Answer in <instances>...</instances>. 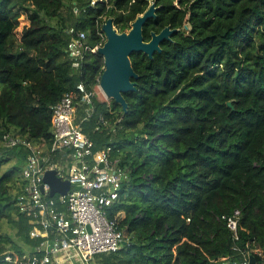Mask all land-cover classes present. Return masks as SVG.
I'll return each mask as SVG.
<instances>
[{"label": "trees", "instance_id": "1", "mask_svg": "<svg viewBox=\"0 0 264 264\" xmlns=\"http://www.w3.org/2000/svg\"><path fill=\"white\" fill-rule=\"evenodd\" d=\"M153 2L159 9L145 41L167 26L179 31L153 59L131 55L139 79L137 91L124 94L125 116L97 96L82 124L95 152L112 147L131 169L109 211L126 243L94 263L242 264L237 248L264 247V0H0V140L13 133L50 147L51 107L80 82L95 86L104 70L98 53L71 67L67 30L88 32L93 47L105 42L107 19L128 31ZM22 17L29 25L18 32ZM77 114L78 122L87 117L81 106ZM27 156L24 147L0 155V167L15 161L0 175V264L13 252L25 256L1 233L4 220L31 251L42 241L30 238L34 222L12 193ZM236 209L238 241L221 220Z\"/></svg>", "mask_w": 264, "mask_h": 264}, {"label": "built area", "instance_id": "2", "mask_svg": "<svg viewBox=\"0 0 264 264\" xmlns=\"http://www.w3.org/2000/svg\"><path fill=\"white\" fill-rule=\"evenodd\" d=\"M99 1L102 0H91L92 6ZM67 34L70 36L67 55L71 67L80 70L86 54H97L103 43L90 46L89 33L74 27L69 28ZM100 94L109 101L100 87V79L90 87L80 82L75 91L66 93L51 107L53 140L50 147L45 143L34 144L13 133L1 138L0 155L17 147L28 150L21 180L17 183L16 201L19 210L34 222L30 238L42 240L23 261L14 254H7L2 259L4 262L76 264L74 260L79 258L83 264H95L96 256L116 253L124 245L125 232L120 230L116 219H110L109 211L119 201L123 186L130 184L131 169L119 165L112 147L95 152L94 142L82 127L83 122L91 118L95 110L94 98ZM79 106L87 113L80 122L77 120ZM101 121L107 124L103 118ZM64 151L71 152L70 159L53 161V155ZM47 170H57L59 177L71 181L68 194L56 193L50 197V186L42 177ZM240 218V209L221 217L235 241L239 240ZM237 250L244 256L242 264H251V256L258 258L255 264H264V247L252 249L248 243L244 249Z\"/></svg>", "mask_w": 264, "mask_h": 264}, {"label": "water", "instance_id": "3", "mask_svg": "<svg viewBox=\"0 0 264 264\" xmlns=\"http://www.w3.org/2000/svg\"><path fill=\"white\" fill-rule=\"evenodd\" d=\"M158 9L155 2L150 4L146 12L139 15L131 24V29L125 32H119L114 27L112 18L107 19L102 26L105 42L98 49V54L104 60L100 87L107 99L113 100L121 106L123 116L128 113L129 108L124 94L136 92L137 84L134 80L139 79V75L133 68L131 55L133 53H143L153 59L156 53L162 52L161 44L164 41L171 40V37L179 31L167 26L160 33L152 32L151 39L145 41L144 26L148 20L157 17ZM185 29H188V26ZM229 106H232V104L229 103ZM42 177L44 182L50 186V197H53L56 193L61 195L69 193L72 186L71 181L59 177L57 170H47ZM88 229L90 230L89 227ZM250 263H256L254 256L250 257Z\"/></svg>", "mask_w": 264, "mask_h": 264}, {"label": "rangeland", "instance_id": "4", "mask_svg": "<svg viewBox=\"0 0 264 264\" xmlns=\"http://www.w3.org/2000/svg\"><path fill=\"white\" fill-rule=\"evenodd\" d=\"M28 25H29V22L24 17H22L20 19V28H19V31L18 32H21L22 28L24 26H28ZM100 96H102L101 98L104 99V97H103L102 94H100ZM107 102H109V101H107ZM14 162L15 161H12L10 163L3 164L0 167V175H3L6 172H8L13 167ZM15 179L17 180L18 177H15ZM16 187H17V185H16ZM15 191H17V188H14L13 187L12 193H14L13 194L14 196H15ZM1 233L2 234H5V235H8L15 243H17L18 246L23 250L25 256L30 254V252H31L30 247H28L27 245H25V244H23L21 242H18L17 237H16V230L13 228V225L9 221L4 220L2 222V224H1ZM13 254H15L16 256L19 257V255L16 254V252L15 253L13 252ZM74 261H75L76 264H83L82 261L79 258H76V260H74ZM68 264H71V263H68Z\"/></svg>", "mask_w": 264, "mask_h": 264}, {"label": "flooded vegetation", "instance_id": "5", "mask_svg": "<svg viewBox=\"0 0 264 264\" xmlns=\"http://www.w3.org/2000/svg\"><path fill=\"white\" fill-rule=\"evenodd\" d=\"M186 26H187V25H186ZM186 26H185V27H186ZM155 33H156V32H155Z\"/></svg>", "mask_w": 264, "mask_h": 264}]
</instances>
